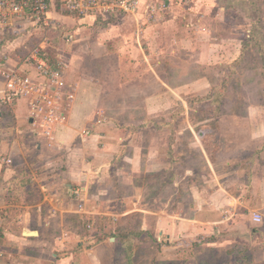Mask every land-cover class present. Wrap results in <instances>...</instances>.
I'll return each mask as SVG.
<instances>
[{"label": "crops", "instance_id": "0c3cea01", "mask_svg": "<svg viewBox=\"0 0 264 264\" xmlns=\"http://www.w3.org/2000/svg\"><path fill=\"white\" fill-rule=\"evenodd\" d=\"M233 6L140 0L136 15L105 24L55 15L74 30L57 54L77 96L52 147L31 133L27 101L0 110V264H145L143 239L155 253L148 264H189L198 248L264 252V222L253 220L264 217V101L221 112L229 77L188 78L191 64L235 68L246 57L247 36L215 33ZM203 104L212 116H200ZM129 233L141 235L130 257ZM206 238L215 240L193 248Z\"/></svg>", "mask_w": 264, "mask_h": 264}, {"label": "built area", "instance_id": "2783aa9c", "mask_svg": "<svg viewBox=\"0 0 264 264\" xmlns=\"http://www.w3.org/2000/svg\"><path fill=\"white\" fill-rule=\"evenodd\" d=\"M58 4L69 16L94 17L97 21L136 15L140 9V0H0V110L12 109L17 101H27L31 133L49 147L57 143L58 128L66 124L78 91L67 81V60L57 54L60 41L70 44L74 40L72 35L61 32V21L55 17L61 15ZM30 28L43 33L41 41L21 44L26 34L31 35ZM105 122L102 117L96 124ZM82 134L92 135L89 130ZM5 162L13 164L11 159ZM74 194L80 196L81 191ZM84 207L81 204L79 210L82 212ZM253 220L262 224L264 217L255 213ZM87 229L91 232L93 225Z\"/></svg>", "mask_w": 264, "mask_h": 264}, {"label": "rangeland", "instance_id": "374dc122", "mask_svg": "<svg viewBox=\"0 0 264 264\" xmlns=\"http://www.w3.org/2000/svg\"><path fill=\"white\" fill-rule=\"evenodd\" d=\"M231 3L234 4L232 7V10H229L225 12V18L221 22V25L217 26L215 28V33L219 35L221 38L225 36L228 38L229 36L234 38L235 40H241L245 39L243 41L244 47L243 51L246 52V57H242L240 59L241 61L236 64L237 67L234 68V65H231L230 62L224 63L226 65L225 67H220L219 69L213 68V67H205L203 69L197 70L196 67L193 68L194 64H191L188 66V72L190 70V73L192 70L196 71V74L191 76V74H188V78L198 77L201 74H205V81L206 83L213 81V84H218L219 82L223 81L225 78L229 77L227 80H225L229 88L227 90V95L225 96V100L222 107H219L220 111L224 110L225 113L229 111L235 110L236 103H245L243 102L244 99H248L251 101H257L263 100L264 101V71H263V59H264V0H230ZM244 4H254L255 7L253 10H245ZM57 11L64 17L67 16L66 9L61 5L58 4ZM251 8V7H250ZM242 9V10H240ZM246 15L249 17V19L246 17ZM246 18L248 19L246 21ZM60 20V19H59ZM99 23L105 24L108 20H103L101 18L98 19ZM263 20V21H262ZM62 21V20H60ZM255 23V24H254ZM261 23V24H260ZM62 24V30L61 32L64 34V36L73 35L72 32L73 29H70L68 25L65 23ZM218 32H217V31ZM249 30H253L254 34L256 35L255 40L253 42H249V35L251 32H248ZM31 32V35L24 34L22 35V43L29 42L30 44H36L37 42H40L43 36V33L40 31L33 32L32 28L29 29ZM258 41V42H256ZM235 42L228 41L226 43H223L225 45L226 50L230 51L232 49V45H234ZM66 46L65 40L60 41V44L58 45L59 50H64V47ZM228 47V48H227ZM248 51V52H247ZM61 52V53H62ZM231 61V59H230ZM263 63V64H262ZM229 65L233 66V72L228 71ZM200 68V67H199ZM261 70V72H260ZM187 72V73H188ZM211 83V82H210ZM204 93V92H202ZM207 93V91H205ZM235 104V106H234ZM246 105V103H245ZM248 105V104H247ZM244 104L241 105L239 112H244L242 110ZM200 116L202 114V118H207L209 116H212V113L215 111L210 104H203L200 108ZM192 111V109H191ZM221 111V112H222ZM197 115V114H195ZM196 160V159H195ZM131 223V221H129ZM135 224L138 221L137 219H134ZM119 225V224H118ZM123 225V222H120V226ZM112 226V225H111ZM194 229V227H191ZM192 232V231H191ZM95 229L90 232L89 234L91 236H95ZM97 239L95 238V241ZM148 242V239H146ZM190 240L193 242L201 240V236L197 235L196 237L190 238ZM225 241V238L221 239ZM220 240V241H221ZM140 245V251L141 254L139 256V259L142 263L148 264L149 258L154 256V250L149 248V244L146 242H143ZM192 243V242H191ZM206 249V248H205ZM240 252L238 256H233L227 252V250H211L209 249H195V250H189L186 252V263L189 264H264V252L257 248H251L250 250L242 251L238 249ZM151 256V257H150ZM199 259H198V258ZM236 257V258H235ZM198 259V260H195ZM196 261V262H195Z\"/></svg>", "mask_w": 264, "mask_h": 264}, {"label": "trees", "instance_id": "16d2710c", "mask_svg": "<svg viewBox=\"0 0 264 264\" xmlns=\"http://www.w3.org/2000/svg\"><path fill=\"white\" fill-rule=\"evenodd\" d=\"M224 2H225V0H224ZM113 21L114 20H112L111 22H113ZM255 37H256V35L254 34L253 30H251L249 42H253L255 40ZM256 42H258V41H256ZM223 92L224 91H219L220 95H222ZM220 101H221V99H218V103ZM121 236H122L124 242L126 244H128V246L126 247V252H127L128 256L130 257L131 252H133V250H134V246H132V244L134 243L135 239L140 237L141 235L139 233H129V234L121 235ZM214 240H215V238H206L200 243H194L192 246H193V248L200 247L204 243H212Z\"/></svg>", "mask_w": 264, "mask_h": 264}, {"label": "water", "instance_id": "95a60500", "mask_svg": "<svg viewBox=\"0 0 264 264\" xmlns=\"http://www.w3.org/2000/svg\"><path fill=\"white\" fill-rule=\"evenodd\" d=\"M25 235L34 236V235H36V232H34V233H28V232H26Z\"/></svg>", "mask_w": 264, "mask_h": 264}]
</instances>
